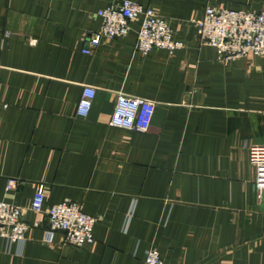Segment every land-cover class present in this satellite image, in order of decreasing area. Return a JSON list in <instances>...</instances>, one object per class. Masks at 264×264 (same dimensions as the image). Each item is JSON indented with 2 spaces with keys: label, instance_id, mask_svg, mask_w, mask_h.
Instances as JSON below:
<instances>
[{
  "label": "crops",
  "instance_id": "1",
  "mask_svg": "<svg viewBox=\"0 0 264 264\" xmlns=\"http://www.w3.org/2000/svg\"><path fill=\"white\" fill-rule=\"evenodd\" d=\"M122 1L0 0V201L30 227L23 245L0 237V264H143L151 248L164 264H264V193L248 154L264 145V57L226 62L192 25L207 5L260 11L264 0H131L185 48L139 56V21L89 47L98 11ZM85 86L97 94L81 118ZM119 93L156 103L149 131L110 125ZM9 179L20 183L6 191ZM64 202L97 219L93 245L62 232L44 242L47 211Z\"/></svg>",
  "mask_w": 264,
  "mask_h": 264
},
{
  "label": "built area",
  "instance_id": "2",
  "mask_svg": "<svg viewBox=\"0 0 264 264\" xmlns=\"http://www.w3.org/2000/svg\"><path fill=\"white\" fill-rule=\"evenodd\" d=\"M101 21L98 33L90 35L87 44L97 48L103 41L126 37L132 30V24L140 22L137 37V54L147 56L154 49L166 50L173 54L185 48L183 41L177 40L169 21L149 7L131 0L111 5L98 11ZM196 29L199 44L215 48L226 62L248 57H264V8L260 11L247 9L218 8L207 5L202 18L192 21ZM90 49L84 50L90 54ZM97 91L95 87L85 86L77 106V115L88 117ZM0 103V110L7 108ZM156 110V103L141 97L119 93L111 116L110 125L125 130L139 132L149 131ZM249 162L255 168V187L258 198L264 193V145L249 147ZM19 181L9 179L6 191L18 187ZM31 210L42 213L45 209V196L37 191ZM48 228L44 234V242L51 246L58 232H62L65 241L78 248L95 243L94 230L97 219L88 215L76 203H59L48 211ZM134 208L127 216L124 230L127 231ZM30 227L24 220L20 207L0 201V237L9 245L22 244L27 239ZM143 264H164L160 253L151 248L147 251Z\"/></svg>",
  "mask_w": 264,
  "mask_h": 264
}]
</instances>
